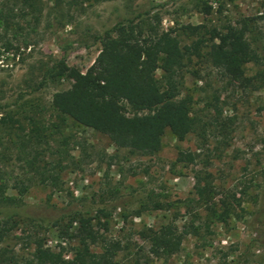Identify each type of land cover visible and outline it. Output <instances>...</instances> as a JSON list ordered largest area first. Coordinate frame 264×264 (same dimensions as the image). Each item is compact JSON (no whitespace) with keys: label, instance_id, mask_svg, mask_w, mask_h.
<instances>
[{"label":"rangeland","instance_id":"rangeland-1","mask_svg":"<svg viewBox=\"0 0 264 264\" xmlns=\"http://www.w3.org/2000/svg\"><path fill=\"white\" fill-rule=\"evenodd\" d=\"M147 1L69 7L37 0V22L26 15L5 38L17 49L0 42V172L5 195L20 198L0 207L8 230L0 264H27L35 243L71 258L79 216L90 220L97 236L86 243L90 252L100 253L103 241L118 242L114 264H264V0H152L166 2L155 10L162 30L239 26L244 19L245 40L257 58L244 66L251 78L246 88L193 59L184 68L179 97L189 104L194 130L181 141L164 131L156 154L116 149L106 136L61 121L50 110L52 94L71 82L44 71L63 56L83 73L100 49L94 37ZM22 138L30 143L22 146ZM178 152L192 153L193 161L177 162ZM27 175L31 183L18 196L15 179ZM204 184L216 216L197 193ZM167 224L182 235L180 247L154 257L142 232Z\"/></svg>","mask_w":264,"mask_h":264},{"label":"trees","instance_id":"trees-1","mask_svg":"<svg viewBox=\"0 0 264 264\" xmlns=\"http://www.w3.org/2000/svg\"><path fill=\"white\" fill-rule=\"evenodd\" d=\"M101 1L104 0H53L56 6L64 2L69 7ZM165 4L149 0L143 10L117 21L95 36L100 49L83 73L68 67L63 56L44 71L50 79L63 76L71 82L67 90L51 96L50 110L57 118L61 121L69 119L106 136L116 149L152 156L160 149L164 131L181 141L194 130L189 104L179 97L184 68L193 59L203 60L217 69L229 83L243 88L251 85L244 66L255 63L257 58L245 40L249 24L244 19L239 26L184 25L162 30L155 10ZM261 9L264 11V1ZM38 12L37 0H0V42L3 47L16 50L5 39L7 34L13 33L14 26L19 25L18 20H23L26 15H31L36 23ZM157 71L159 77L155 75ZM24 139L20 141L22 146L30 143L29 139ZM193 159L194 155L189 152H178L176 157L177 162L191 163ZM33 161L28 164L32 166ZM35 174L41 176L43 171ZM1 177L0 172V207L19 204L20 198L5 195L6 184ZM15 181L20 196L31 183V177L27 175ZM197 193L205 209L216 216L206 198L212 193L209 185L199 186ZM220 207L222 213H226L225 202L221 201ZM218 217L220 219L221 214ZM75 222V237L79 244L71 258L63 259L60 252L49 251L35 243L31 261L27 264H114L115 254L120 250L118 242L103 241L101 252L92 253L86 243H95L97 236L90 220L79 216ZM6 223L0 221V242L7 235ZM141 237L148 243L150 254L159 258L177 252L182 240V235L171 224L156 230L145 229Z\"/></svg>","mask_w":264,"mask_h":264}]
</instances>
